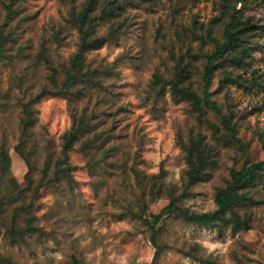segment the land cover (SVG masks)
<instances>
[{
	"label": "rangeland",
	"instance_id": "374dc122",
	"mask_svg": "<svg viewBox=\"0 0 264 264\" xmlns=\"http://www.w3.org/2000/svg\"><path fill=\"white\" fill-rule=\"evenodd\" d=\"M85 1L26 0L20 5L17 21L12 22L17 44L9 57L0 62V145L6 144L9 149L12 175L2 179L0 193L17 183L19 205L30 198L29 193L21 191L28 168L15 151L19 140V100L52 85L50 71L39 58L42 48L47 49L55 67L69 63L80 41L73 16ZM223 1L158 0L128 8L120 20L124 21L125 33L87 54L91 69L110 68L109 77L103 78L106 94L98 104L101 91L91 88L88 97L73 104L77 109L86 103L91 105L94 109L91 112L97 114L95 117L101 123L96 125V131L110 134L105 147L113 149L105 159L102 150L94 149L90 161L78 148L72 152L70 163L75 170L71 177L54 188H44L36 200L32 216L40 230L27 235L19 247H12L0 238L1 253L10 255L19 264H74V258L80 264H200L179 252L198 244L200 252L217 259L218 264H264L262 186L251 190L257 203L243 212L251 215L250 229L215 233L169 218L160 228L158 244L164 251L158 257L145 223L120 217L129 207L140 210L137 203L145 200L143 216L149 218L181 194L186 162L178 138L181 135L186 140L191 130H202L219 151L215 166L209 170V179L191 187L181 203L190 211L215 210L216 190L229 180L230 170H240L248 160H264V33L249 40L261 46L253 52L252 61L258 87L222 88L218 76L211 85L212 98L224 112L230 110L235 114L238 136L248 143L244 151L236 144L212 141V130L208 124H199L192 106L185 101L176 102L170 88L161 90V84L154 80L155 76L164 79L173 76L176 61L188 51L193 32H199L201 24L207 27L213 18L224 14ZM235 5L244 18L256 26L264 25L263 0ZM109 26L100 23L98 34L106 35ZM184 31L189 33L185 35ZM215 33L220 37L222 31L216 28ZM199 47L194 42L192 51L197 52ZM205 50H210V46ZM203 62L200 59L196 63L195 89L200 86ZM35 113V138L46 152L58 154L61 136L71 125L67 100L46 97L37 103ZM207 120L211 125L219 124L210 111ZM41 154L44 152L40 151ZM41 163L37 157L35 179L39 177ZM111 163L115 165L102 167ZM125 165L128 168L134 165L147 176H159L162 188L149 195L133 173L126 180L120 175ZM24 218V214L19 217L21 226L25 225Z\"/></svg>",
	"mask_w": 264,
	"mask_h": 264
},
{
	"label": "trees",
	"instance_id": "16d2710c",
	"mask_svg": "<svg viewBox=\"0 0 264 264\" xmlns=\"http://www.w3.org/2000/svg\"><path fill=\"white\" fill-rule=\"evenodd\" d=\"M26 0H0V62L9 57L17 44V35L14 32L12 22L17 21L20 5ZM158 0H86L82 9L74 18V25L79 33V45L68 64L55 67L47 49L42 48L39 58L44 61L50 71L52 85L41 87L36 93L26 99L19 100V140L15 151L27 165L28 171L24 178L25 186L22 193H29L28 202L19 205V186L9 187L0 193V238L8 245L19 247L24 238L31 232H38L40 227L34 225L32 216L36 206V200L41 191L46 188H54L58 182L71 177L75 167L70 163V154L77 148L90 161V155L94 149L102 150L104 157L111 152L112 146L105 147L111 137L110 134L97 132L96 125H101L95 117L92 107L86 103L80 109L74 106V102L88 97V90L97 88L101 91L97 103L103 102L105 97L104 80L109 77L110 68L105 67L91 69L87 63V54L97 50L109 41L119 39L125 33L124 21H120L127 13L128 8H139L142 5L152 4ZM247 4L251 0H224V14L213 18L205 27L200 25L199 32H193L189 40V49L181 54L176 61L173 76L164 79L155 76L156 84H161V90L169 87L173 99L176 102H188L195 113L200 125L208 124L212 130V141L222 144L235 145L245 150L248 143L239 135V128L235 122V114L232 111L224 112L213 98L211 85L218 76L219 85L222 88L238 86L251 89L258 87L257 70L252 67L253 52L260 49L258 43L250 42V38L264 33V25L256 26L249 18H244L241 9H237L235 3ZM264 2V0H263ZM108 23L109 30L106 35L98 34L100 23ZM222 25L223 27L219 26ZM216 28L221 29L220 37L216 36ZM185 35L189 31H184ZM58 39V34L55 35ZM194 42L200 47L193 52ZM210 46V50H205ZM203 59L200 86L194 88V77L198 73L197 62ZM61 76V79H59ZM225 85V86H224ZM221 88V87H220ZM46 97H63L67 100L71 125L61 136V144L58 154L46 152L41 143L35 138L36 126L35 106ZM94 110V109H93ZM120 111V110H119ZM207 111L214 114L219 124H209ZM95 121V122H94ZM201 128V126H199ZM207 134L202 130H191L186 140L179 135L178 143L184 154L186 169L184 171V188L181 194L175 196L158 214H151L144 218L146 206L145 200L138 201L140 210L133 207L127 208L120 217H128L145 223L148 228L150 241L156 247L155 257L164 250L158 244L160 228L169 218L178 219L184 224L191 225L200 230L222 233L226 229L248 230L251 226V215L243 213L248 207L257 203L251 190L260 186L264 187V160H248L240 170L231 169L230 178L224 186L219 187L215 193L217 208L209 212H195L182 206V201L189 194V189L209 179L210 168L214 167L219 148L210 143ZM40 151L44 154L40 155ZM37 157L41 159L39 177L35 179L33 174L37 170ZM101 163H108L101 160ZM99 165L101 166L100 162ZM109 165L102 166L107 168ZM92 168V166H89ZM119 171L124 179L133 173L138 182H142L149 195H154L158 188H162L159 176H147L134 165ZM11 172V156L6 144L0 145V183L3 178H8ZM1 187V184H0ZM131 206V205H130ZM24 214V226L19 224V217ZM186 258L200 264H218L217 259L205 256L199 250V245H190L188 249H179ZM74 264H80L74 258ZM0 264H19L10 255L0 252Z\"/></svg>",
	"mask_w": 264,
	"mask_h": 264
}]
</instances>
